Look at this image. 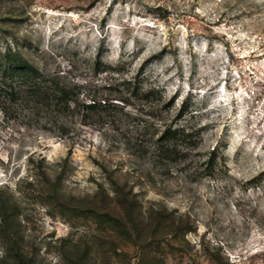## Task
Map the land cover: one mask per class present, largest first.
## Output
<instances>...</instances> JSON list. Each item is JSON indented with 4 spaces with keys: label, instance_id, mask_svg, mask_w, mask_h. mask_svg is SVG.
Here are the masks:
<instances>
[{
    "label": "rangeland",
    "instance_id": "obj_1",
    "mask_svg": "<svg viewBox=\"0 0 264 264\" xmlns=\"http://www.w3.org/2000/svg\"><path fill=\"white\" fill-rule=\"evenodd\" d=\"M0 66V264H264V0H0Z\"/></svg>",
    "mask_w": 264,
    "mask_h": 264
},
{
    "label": "trees",
    "instance_id": "obj_2",
    "mask_svg": "<svg viewBox=\"0 0 264 264\" xmlns=\"http://www.w3.org/2000/svg\"><path fill=\"white\" fill-rule=\"evenodd\" d=\"M8 63V62H7ZM1 68V66H0ZM3 71H9V73H15V74H19L21 77H23V79L26 80H30L33 76L37 75V71L34 70V68L30 67L29 64H27L24 60H15L14 63H9L7 65V67L3 68ZM58 88V86L56 85L55 90ZM34 89H36V91H38L39 93L43 90L39 84H36L34 86ZM48 92V91H47ZM46 95V94H45ZM95 103L93 105H88L87 109H93L95 108ZM167 134H171V130H167Z\"/></svg>",
    "mask_w": 264,
    "mask_h": 264
}]
</instances>
